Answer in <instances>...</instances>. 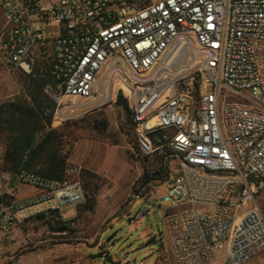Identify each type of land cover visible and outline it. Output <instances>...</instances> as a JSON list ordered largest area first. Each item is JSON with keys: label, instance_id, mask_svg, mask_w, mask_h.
Masks as SVG:
<instances>
[{"label": "built area", "instance_id": "built-area-1", "mask_svg": "<svg viewBox=\"0 0 264 264\" xmlns=\"http://www.w3.org/2000/svg\"><path fill=\"white\" fill-rule=\"evenodd\" d=\"M0 16V57L43 79L57 123L87 110L70 101H123L131 150L163 161L173 264H264V0H0ZM15 180L34 192L1 190L0 245L84 201L78 183Z\"/></svg>", "mask_w": 264, "mask_h": 264}, {"label": "rangeland", "instance_id": "rangeland-1", "mask_svg": "<svg viewBox=\"0 0 264 264\" xmlns=\"http://www.w3.org/2000/svg\"><path fill=\"white\" fill-rule=\"evenodd\" d=\"M0 68V95L18 88L21 92L17 95H22L26 76L20 71L2 69L1 62ZM118 98L105 103L70 101L73 108L87 110L69 114L62 123L51 118V128L64 134L60 144L66 156L64 181L78 183L84 201L74 208L76 214L71 218L68 217L73 211L62 210L60 218L68 222L65 232L53 230L46 221L32 217L25 220L17 232L12 233L18 237H13L16 244L8 245L13 255L52 244L83 243L87 246L83 248L84 254L90 256L88 258L94 264H108L107 259H112L115 264H173L162 213L156 204L157 199L166 194V182L152 181L139 197L133 198L137 188L155 178L154 172L162 165V159L157 156L141 158L131 150L130 116L123 101L117 102ZM4 150V141L0 138V192L5 190L1 169ZM73 168L77 171L70 173L68 170ZM87 192L94 202L90 211L85 209ZM262 202L264 205V198ZM148 204L153 209L135 219L137 212ZM11 238L12 235L6 240ZM105 255L107 259H104Z\"/></svg>", "mask_w": 264, "mask_h": 264}, {"label": "trees", "instance_id": "trees-1", "mask_svg": "<svg viewBox=\"0 0 264 264\" xmlns=\"http://www.w3.org/2000/svg\"><path fill=\"white\" fill-rule=\"evenodd\" d=\"M43 82L42 78L26 76L23 94L0 102V138L5 146L1 169L9 174L11 185L15 184V174L20 170L36 171L58 182L65 178L66 156L60 148L64 134L51 128L54 105L43 93ZM119 101L122 100L118 98ZM162 172L163 161L154 175L161 178ZM89 195L87 192L85 209L88 211L94 206ZM32 218L48 222L53 230H68V222L60 218L58 211L50 210Z\"/></svg>", "mask_w": 264, "mask_h": 264}, {"label": "crops", "instance_id": "crops-1", "mask_svg": "<svg viewBox=\"0 0 264 264\" xmlns=\"http://www.w3.org/2000/svg\"><path fill=\"white\" fill-rule=\"evenodd\" d=\"M0 62L2 65V69H10V67H8L3 60H0ZM20 92L21 91L18 88L17 91H12L5 95H0V102L6 101L7 98L18 96L17 94ZM2 174L4 175L2 179L5 180L3 181L5 191L13 193L14 195L19 197H24L34 192L32 189L19 187L16 182L14 185L9 184L7 180L9 178V174H7L6 172H3ZM70 210L73 211V214H71L68 218H71L76 214L74 209ZM18 228L19 227L15 228L14 230L17 232ZM14 230L12 231V233L15 232ZM12 233L8 236L10 239V236L12 235L11 240L9 241L5 239L4 242L0 245V264H94L93 260H90L88 258L90 256L84 254L83 248L87 246L83 243L52 244L50 246H41L35 250L23 251L18 256H15L13 255V251H10L8 247L9 243L16 244V241H14L13 237L17 236H13L14 233ZM17 238L15 239L17 240Z\"/></svg>", "mask_w": 264, "mask_h": 264}, {"label": "water", "instance_id": "water-1", "mask_svg": "<svg viewBox=\"0 0 264 264\" xmlns=\"http://www.w3.org/2000/svg\"><path fill=\"white\" fill-rule=\"evenodd\" d=\"M162 180H163V177L161 178V181H162ZM152 181H155V179L148 180V181L144 182L139 188H137V189L135 190L134 194H133V198H137V197H139V195H140L141 191L144 189V187L147 186V185H148L150 182H152ZM161 181H160V182H161ZM107 258H108V256L105 255V256H104V259H107ZM107 263H108V264H115V263L113 262L112 259H107Z\"/></svg>", "mask_w": 264, "mask_h": 264}]
</instances>
